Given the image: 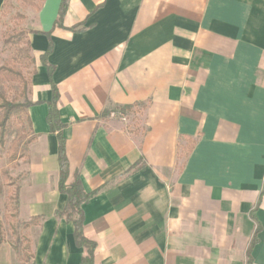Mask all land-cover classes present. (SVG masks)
Returning <instances> with one entry per match:
<instances>
[{
	"label": "crops",
	"instance_id": "obj_1",
	"mask_svg": "<svg viewBox=\"0 0 264 264\" xmlns=\"http://www.w3.org/2000/svg\"><path fill=\"white\" fill-rule=\"evenodd\" d=\"M60 3L45 0L28 35L36 139L17 215L43 218L27 230L33 264L86 255L57 216L47 33L67 184L96 192L81 206L94 264H264V0H68L52 31ZM126 106L132 125L112 118ZM6 246L0 264H12Z\"/></svg>",
	"mask_w": 264,
	"mask_h": 264
},
{
	"label": "trees",
	"instance_id": "obj_2",
	"mask_svg": "<svg viewBox=\"0 0 264 264\" xmlns=\"http://www.w3.org/2000/svg\"><path fill=\"white\" fill-rule=\"evenodd\" d=\"M7 1V0H6ZM26 1V0H25ZM45 0H27V4L34 8L36 12H39L42 8V5ZM67 2L68 0H61L58 18L55 21L52 31L55 28L62 27V19L67 10ZM6 8V2L3 5V10ZM15 19L23 21L24 16L17 14ZM35 34L32 31L24 32H14L12 34H5V38L3 41V46L7 47L12 44H23L26 50L31 52L30 43L28 41V35ZM38 34V33H37ZM49 41L48 48L46 52L40 57V63L46 68L48 78L51 84V101L47 104L48 112L46 116V123L49 127V132L51 135H54L58 142V150H57V162H58V170H59V182H58V191L60 194L66 196V207L65 209L57 213V216L60 219H63L66 223L72 224L74 228L73 239L75 246L77 248L85 249L86 255L82 258L80 264H94V251L95 244L89 240H87L83 235V212L81 210L82 204L88 202L96 192L86 193L83 190L82 184L79 178L76 176L74 178L73 183L67 184L68 180V161L65 154V139L63 137L64 124H62L57 103L59 99V94L56 89V86L52 83V75L54 73V67L48 64V57L52 53V43L50 40V33L44 34ZM27 60V67L31 68L28 73V77L23 75L21 71L12 68V66L4 63L0 67V82L4 84H11L18 86V94L12 100H8L3 92L0 91V148L4 147L6 144V139L9 134V125L11 121L14 119L20 120L24 117L27 121V125L29 128V132L31 134L30 138H28L24 142V146L29 147L36 139V136H32L31 133V123L28 119L27 111L30 107L34 106L30 101H28L27 96L31 94V79L36 74V60L31 56H25ZM30 87V88H29ZM136 107L126 106L121 108L117 113L120 114H136L139 112ZM193 141L189 140V147L185 149L179 156V159H186L188 154L190 153L192 147L194 146ZM20 155L17 152H13L10 156L11 161H16ZM264 193V190H263ZM15 205L13 206L14 213L17 214L18 211V202L17 197L15 198ZM4 210L8 212V207L5 206ZM43 221L42 217L32 218L29 222L23 223L22 228L28 230L30 227L40 226ZM25 241L29 244V241L25 238ZM256 242L254 237V241L252 245ZM3 243V235H2V227H0V245ZM29 247V246H28ZM33 258V255H32Z\"/></svg>",
	"mask_w": 264,
	"mask_h": 264
},
{
	"label": "rangeland",
	"instance_id": "obj_3",
	"mask_svg": "<svg viewBox=\"0 0 264 264\" xmlns=\"http://www.w3.org/2000/svg\"><path fill=\"white\" fill-rule=\"evenodd\" d=\"M20 14L24 20L15 19ZM36 11L27 4V0H7L6 8L2 12L0 19V67L7 63L12 68L21 71L28 77L31 68L27 67L25 56H32L31 52L26 50L23 44H12L4 47L3 41L5 34L19 31L29 32L34 29ZM30 88V87H29ZM0 91L4 93L8 100H12L18 94V86L4 84L0 82ZM30 101V95L27 96ZM135 115V114H134ZM132 114L114 113V119L123 118L124 124L132 125L137 117ZM134 116V117H133ZM135 118V119H134ZM31 134L24 117L11 121L9 125V134L4 147L0 148V213L2 216V235L3 243H6L12 258V264H33L32 261V243L28 238L27 230L22 228L23 223L18 215L14 213L17 190L25 178L27 169L28 149L24 142L30 138ZM17 152L19 157L16 161H11L10 156ZM8 207V212L4 210ZM29 241V244L25 241ZM29 246V247H28Z\"/></svg>",
	"mask_w": 264,
	"mask_h": 264
}]
</instances>
